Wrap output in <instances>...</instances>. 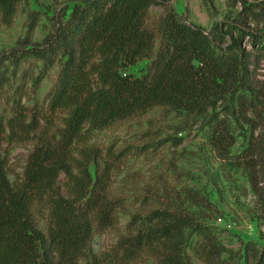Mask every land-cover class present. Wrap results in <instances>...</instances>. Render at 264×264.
<instances>
[{
	"label": "trees",
	"instance_id": "obj_1",
	"mask_svg": "<svg viewBox=\"0 0 264 264\" xmlns=\"http://www.w3.org/2000/svg\"><path fill=\"white\" fill-rule=\"evenodd\" d=\"M25 1L0 0V22L11 25ZM157 1L79 0L41 42L31 40L39 16L30 10L24 37L0 50V134L22 141L37 129V118L29 117L25 104L27 83L34 94L54 66L57 75L46 94L47 107L65 112L62 127L39 139L15 180L0 158V264H81L92 234L112 224L117 201L108 195L111 167L101 162L94 146L86 145L87 133L164 106L205 118L217 148L228 153L235 139L226 120L218 118L217 103L231 113L228 100H237L246 123L252 121L246 108L259 115L258 100L251 95L249 52L240 39L257 42L256 55H264L263 34L244 30L236 21L213 22L204 31L166 6L150 26L149 9ZM144 59L149 61L142 74H133L130 68ZM32 61L37 74L22 68ZM263 149L261 134L249 141L243 160L250 167L261 164ZM40 200L49 207L46 233L32 214ZM129 227L130 233L116 245L122 264L143 253L156 264H190L187 249L192 244L202 264H229L230 251L215 228L188 212L153 209L134 217ZM252 244L245 245L250 251L246 264H264V251Z\"/></svg>",
	"mask_w": 264,
	"mask_h": 264
},
{
	"label": "rangeland",
	"instance_id": "obj_2",
	"mask_svg": "<svg viewBox=\"0 0 264 264\" xmlns=\"http://www.w3.org/2000/svg\"><path fill=\"white\" fill-rule=\"evenodd\" d=\"M77 1L26 0L20 3L11 25L0 22V50L14 47L24 37L28 11L38 12L39 22L31 40L41 42L56 19L67 14ZM165 6L204 31H208L213 22L236 21L244 30L262 33L261 52L264 54V0H159L149 9L150 26L164 14ZM233 34L238 36L236 32ZM240 43L249 52L247 69L251 95L258 100L259 115L246 108V115L252 120L246 123L239 115L237 100H228L233 108L231 113H226L220 108L222 104L217 103L215 112L229 124V133L235 139L228 153L217 148L214 133L205 124V118L180 115L164 106H153L141 114L87 133L86 145L94 146L101 162L111 167L108 195L117 205L112 224L92 234L81 264L88 260L94 264L96 259L99 264H122L115 256L116 245L130 233V221L157 208L188 212L196 220L215 228L220 242L230 251L229 264H246L250 257V251L245 250L246 243L251 242L260 252L264 251V158L261 164L250 167L242 157L249 141L264 135V55H256L259 44H252L246 36ZM148 61H140L130 71L141 75ZM22 68L37 74L35 61L30 65L25 63ZM56 75L57 66H54L34 94L29 90L30 82L27 83L30 94L25 104L29 106V117L34 115L38 121L30 137L10 141L7 132L0 134V158L5 162L11 181L21 175L39 139L62 127L65 112H51L47 107L46 94ZM63 181L64 176L60 174L58 185L62 186ZM32 214L35 225L46 233L47 203L35 202ZM187 255L190 264H202L193 244L187 249ZM128 264H156V261L143 253Z\"/></svg>",
	"mask_w": 264,
	"mask_h": 264
}]
</instances>
